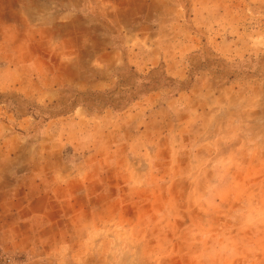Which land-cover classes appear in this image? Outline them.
<instances>
[{
  "label": "rangeland",
  "instance_id": "374dc122",
  "mask_svg": "<svg viewBox=\"0 0 264 264\" xmlns=\"http://www.w3.org/2000/svg\"><path fill=\"white\" fill-rule=\"evenodd\" d=\"M152 1L89 10L153 67L0 53V264H264V0Z\"/></svg>",
  "mask_w": 264,
  "mask_h": 264
},
{
  "label": "crops",
  "instance_id": "0c3cea01",
  "mask_svg": "<svg viewBox=\"0 0 264 264\" xmlns=\"http://www.w3.org/2000/svg\"><path fill=\"white\" fill-rule=\"evenodd\" d=\"M152 2V0H137L138 5L144 8L152 6ZM40 3L46 5L44 2ZM115 3V0H79L75 3L66 0L62 3L65 8L56 13L51 8L35 10L28 6L24 7L18 0H0V19H2L0 20V53L10 58L6 69L22 74L27 70L26 62L30 61L35 65L36 70H40L44 64V57L39 51L33 53V50H66L64 52L66 60L76 58L79 50H92V63L96 64L97 68L106 70L115 68L119 63H127L135 69L153 67L160 63L162 52L155 51L150 61H144L140 50H120L114 42L115 30L112 26L115 27V19L108 15L96 16L89 10L90 7L96 8L99 5L109 9L116 6ZM71 7H77L78 11L70 10ZM140 20L142 24H147L151 23L153 18L146 20L141 17L138 24ZM154 23H158V20L155 19ZM58 28L65 29L64 34ZM141 31L127 26L118 28L120 36L126 37L129 34L141 37ZM99 40L104 42V47H99ZM60 67L67 68L62 64ZM20 88L21 86H18V89ZM151 121H154V118L151 119L149 116L144 118L142 132H147V129L149 131ZM22 210L29 217L28 209ZM16 226L19 228L18 222ZM16 242L10 245L12 251L16 253L26 248L36 249L45 245L32 239H28V243L22 240Z\"/></svg>",
  "mask_w": 264,
  "mask_h": 264
},
{
  "label": "built area",
  "instance_id": "2783aa9c",
  "mask_svg": "<svg viewBox=\"0 0 264 264\" xmlns=\"http://www.w3.org/2000/svg\"><path fill=\"white\" fill-rule=\"evenodd\" d=\"M8 262L10 263V260H8Z\"/></svg>",
  "mask_w": 264,
  "mask_h": 264
}]
</instances>
